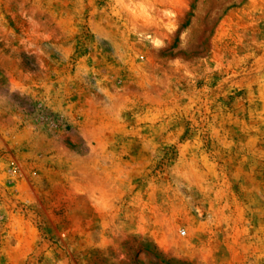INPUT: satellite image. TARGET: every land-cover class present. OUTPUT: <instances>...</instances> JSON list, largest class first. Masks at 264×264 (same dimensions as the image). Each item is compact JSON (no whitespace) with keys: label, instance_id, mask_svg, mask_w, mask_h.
Wrapping results in <instances>:
<instances>
[{"label":"rangeland","instance_id":"rangeland-1","mask_svg":"<svg viewBox=\"0 0 264 264\" xmlns=\"http://www.w3.org/2000/svg\"><path fill=\"white\" fill-rule=\"evenodd\" d=\"M0 264H264V0H0Z\"/></svg>","mask_w":264,"mask_h":264}]
</instances>
